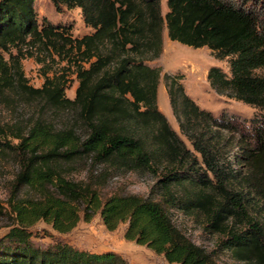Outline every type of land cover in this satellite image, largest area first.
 <instances>
[{"label":"trees","instance_id":"1","mask_svg":"<svg viewBox=\"0 0 264 264\" xmlns=\"http://www.w3.org/2000/svg\"><path fill=\"white\" fill-rule=\"evenodd\" d=\"M37 1L0 0V94L19 87L74 120L58 126L41 118L13 138L0 126V152L23 158L16 188L54 184L58 192L32 210L18 199L11 204L20 226L0 233V264H132L114 251L34 241L26 226L31 219L68 232L78 222L75 203L84 206L87 220L89 212L101 209L108 230L127 223L126 239L163 254L169 263L217 264L177 225L178 210L221 234L218 249L264 264V0H166L165 15L162 0H53L58 8L81 9L92 29L82 38H72L67 21L41 15ZM164 28L170 40L208 47L216 59L226 60L228 71L209 69L211 88L259 113L216 114L186 91L184 74L166 73L177 131L158 105L161 70L145 61L162 54ZM27 39L45 49L70 45L82 53L88 65H78L74 98L67 95L64 76H47L41 87L29 85L21 59L11 52ZM106 41L113 44L111 55L99 49ZM79 156L157 180L147 196L114 194L102 202L97 188L82 187L59 172L62 163ZM4 209L0 204V214Z\"/></svg>","mask_w":264,"mask_h":264},{"label":"rangeland","instance_id":"2","mask_svg":"<svg viewBox=\"0 0 264 264\" xmlns=\"http://www.w3.org/2000/svg\"><path fill=\"white\" fill-rule=\"evenodd\" d=\"M161 4L162 13L165 15L168 11L166 0H162ZM36 7L41 15L50 19L60 18L67 21L71 25L69 34L72 38H82L92 32V29L83 21L80 8L71 9L66 5L58 8L53 0H38ZM29 40L11 48L12 54L21 59L29 85L36 88L41 87L47 76L51 78L64 76L67 81V95L74 98L79 84L78 65H88L87 62L82 61V53L76 49L71 51L70 45L62 51L54 48L45 49V45H33L31 41L28 42ZM163 41L162 54L158 58L149 55L145 61L150 66L161 70L158 105L177 131H179L178 123L172 113L165 85L164 75L166 73L181 72L184 74L183 82L186 91L200 106L216 114L233 112L241 117L251 118L259 113V109L226 95H220L211 88L208 81L209 69L212 66H220L228 71L226 60L216 59L208 47L194 48L170 40L166 28L163 31ZM99 49L103 54L111 55L113 44L108 41L100 43ZM70 116L71 114L67 115L65 112H56L42 100L24 94L19 87L0 94V126L5 130L4 134L8 138H13L14 132L28 131L38 119L53 120L59 126L65 120H74ZM22 161L23 158L20 155L0 152V204L5 208L0 214V233L13 226H20V221L11 208V204L17 199L26 208L32 210L34 206L42 205L37 202H42L45 196L58 194L54 184L42 187L19 185L16 188L18 176L24 169ZM58 170L66 179L78 182L82 187L97 188L100 191L102 202L114 194L132 193L147 196L151 186L157 180L150 173H138L96 164L89 156H79L71 163H62ZM73 209L77 212L74 214L78 216V222L68 232L57 230L48 220L31 219V223H27L26 226L33 233L34 241L40 245L66 242L93 252L114 251L132 264H178L169 263L163 254L154 252L146 245L126 239L127 223H121L113 231L108 230L103 223L101 209L89 212L90 220H87L82 204L75 203ZM174 218L187 236L207 250L217 264H253L236 259L231 252L218 249L217 244L223 236L206 230L202 218L178 210L174 211Z\"/></svg>","mask_w":264,"mask_h":264}]
</instances>
